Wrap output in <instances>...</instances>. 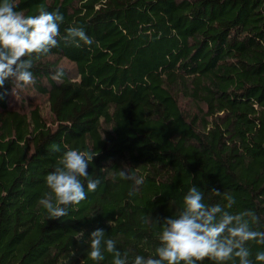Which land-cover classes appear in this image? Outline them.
I'll use <instances>...</instances> for the list:
<instances>
[{
	"label": "trees",
	"instance_id": "16d2710c",
	"mask_svg": "<svg viewBox=\"0 0 264 264\" xmlns=\"http://www.w3.org/2000/svg\"><path fill=\"white\" fill-rule=\"evenodd\" d=\"M14 2L63 14L61 36L83 27L93 43L58 38L35 60L27 89L49 118L20 90L12 103L11 78L0 87V264H112L87 254L97 228L131 264L159 244L148 218L174 215L193 184L208 205L226 203L212 189L230 193L229 211L254 210L264 231V0ZM67 149L98 153L87 171L100 184L89 192L81 178L87 198L48 218L45 177ZM121 168L144 178L134 195Z\"/></svg>",
	"mask_w": 264,
	"mask_h": 264
},
{
	"label": "clouds",
	"instance_id": "9594fccd",
	"mask_svg": "<svg viewBox=\"0 0 264 264\" xmlns=\"http://www.w3.org/2000/svg\"><path fill=\"white\" fill-rule=\"evenodd\" d=\"M14 0L0 2V87L5 80L14 81L12 93L23 91L33 85L35 79L31 69L35 60L47 56L51 49L59 46L58 38L66 44L77 47L83 42L91 45L93 40L83 27L72 26L65 29L61 36L60 25L63 14L49 12L42 5L36 15H25L17 11ZM65 75V69L58 67L53 79L59 82ZM60 151L58 146H53ZM98 153L67 149L59 163L50 171L45 182L49 192L44 193L40 204L47 210L48 218H61L68 214L69 205H77L87 198L83 178L87 181V190L94 192L100 184L99 178H90L89 164ZM121 179L130 180L134 195L144 178L121 168ZM113 176V180H115ZM220 196L225 204L208 205L204 202V193L193 184L183 197V207L168 217H149L154 224L160 225L157 235L159 241L154 254L147 257L135 255L131 264H202L209 259L214 264H264V251L255 253L254 259L248 242L264 245V231L260 228V217L254 210L230 212L236 203L228 192L211 190ZM83 232L77 237H82ZM88 256L93 261L104 260V251L112 254V264H129L128 252H121L116 241L105 237V230L97 228L90 233Z\"/></svg>",
	"mask_w": 264,
	"mask_h": 264
},
{
	"label": "rangeland",
	"instance_id": "374dc122",
	"mask_svg": "<svg viewBox=\"0 0 264 264\" xmlns=\"http://www.w3.org/2000/svg\"><path fill=\"white\" fill-rule=\"evenodd\" d=\"M61 64L66 65L67 68H70V69L72 68V65L69 62H67L66 60H61ZM22 92H23L22 96L25 98V99H23L24 105L29 106L31 104V102H34V103H36L37 101L40 102V104L42 106V110L45 113V117L49 118L48 117V108L46 106H43L44 98H42V97L40 98V96L36 95L35 92H33V90L28 91L27 87H25ZM11 100L14 101L12 103H14L16 106H17L18 101H20V102L22 101V99H19V97H16V94L13 97V99H11Z\"/></svg>",
	"mask_w": 264,
	"mask_h": 264
}]
</instances>
